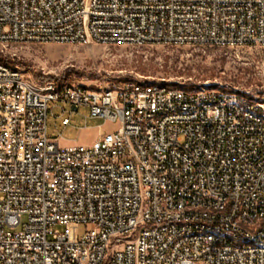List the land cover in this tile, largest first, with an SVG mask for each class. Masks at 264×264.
I'll list each match as a JSON object with an SVG mask.
<instances>
[{"label":"built area","instance_id":"obj_1","mask_svg":"<svg viewBox=\"0 0 264 264\" xmlns=\"http://www.w3.org/2000/svg\"><path fill=\"white\" fill-rule=\"evenodd\" d=\"M52 42L264 47V0H0V52ZM58 101L118 125L61 146ZM0 264H264V101L39 83L0 61Z\"/></svg>","mask_w":264,"mask_h":264},{"label":"rangeland","instance_id":"obj_2","mask_svg":"<svg viewBox=\"0 0 264 264\" xmlns=\"http://www.w3.org/2000/svg\"><path fill=\"white\" fill-rule=\"evenodd\" d=\"M0 58L39 83L56 80L93 88L141 81L186 87L210 83L264 101V47L261 46L227 49L163 43L133 47L52 42L10 47L0 52ZM70 112L71 105L66 102L50 103L48 134L61 136V146L88 144L96 132H109L118 125L101 118L87 119L88 108L80 106L72 116V123L62 126V119L69 117ZM89 227L84 223L74 225L79 234Z\"/></svg>","mask_w":264,"mask_h":264},{"label":"crops","instance_id":"obj_3","mask_svg":"<svg viewBox=\"0 0 264 264\" xmlns=\"http://www.w3.org/2000/svg\"><path fill=\"white\" fill-rule=\"evenodd\" d=\"M88 112H89V110H88ZM75 114V110L74 111H72V112H70V116H69V118H70V124L72 123V116ZM87 119H98V118H92V117H87ZM62 124V123H61ZM69 125V124H68ZM68 125H63L62 124V126H68ZM104 133H106L105 131H103V130H100L99 132H96L95 134H94V136L91 138V140H90V142H88V144H83L82 146H86V145H90V144H92L95 140H97L101 135H103ZM60 137L61 136H54V137H52V138H55L57 141H58V143H59V139H60ZM66 146H79L78 144H72V145H66Z\"/></svg>","mask_w":264,"mask_h":264},{"label":"trees","instance_id":"obj_4","mask_svg":"<svg viewBox=\"0 0 264 264\" xmlns=\"http://www.w3.org/2000/svg\"><path fill=\"white\" fill-rule=\"evenodd\" d=\"M0 61L4 62V63H8L7 60H3L2 58H0ZM48 78H51V77H48Z\"/></svg>","mask_w":264,"mask_h":264},{"label":"water","instance_id":"obj_5","mask_svg":"<svg viewBox=\"0 0 264 264\" xmlns=\"http://www.w3.org/2000/svg\"><path fill=\"white\" fill-rule=\"evenodd\" d=\"M71 108L77 110V106H71Z\"/></svg>","mask_w":264,"mask_h":264}]
</instances>
